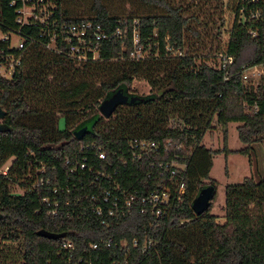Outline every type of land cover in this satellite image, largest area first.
I'll use <instances>...</instances> for the list:
<instances>
[{
    "label": "trees",
    "instance_id": "16d2710c",
    "mask_svg": "<svg viewBox=\"0 0 264 264\" xmlns=\"http://www.w3.org/2000/svg\"><path fill=\"white\" fill-rule=\"evenodd\" d=\"M11 1L0 0L2 35L19 27ZM54 2L56 19L97 23L106 39L99 60L81 65L45 49L46 40L38 38L40 25L22 28L21 36L34 40L23 51L10 50L8 41H0V63L3 56L19 59L10 79L0 75V107L6 112L0 122V168L11 160L6 174L0 173V264H264V177L225 187L223 223L210 213L211 205L199 216L191 209L202 188L215 192L209 174L219 151L201 142L214 121L223 129L238 124V139L247 147L237 153L249 155L250 146L264 139V0H227L234 19L223 47L219 38L224 0ZM254 12L258 19H251ZM215 25L218 42L212 48L207 40ZM133 34L147 53L144 60L130 59ZM176 51L180 56L173 55ZM223 53L232 58L224 69L219 58ZM210 58L218 64L208 65ZM254 67L262 69L256 85L242 79L244 71ZM135 81L146 82L149 93H129ZM118 89L137 100L119 105L105 119L98 107ZM60 117L64 130L58 127ZM84 127L86 132L77 139L74 132ZM133 139L170 140L189 154L185 191L169 216L154 224L149 215H134L103 227L93 216L47 215L45 197L72 206L96 194L90 187L93 174L71 175L66 161L87 158L97 166L98 148L117 168L112 181L141 193L151 190L150 181L145 184L149 169L144 162L122 166L114 156L125 152ZM12 185L23 194H13ZM41 230L63 238L40 237ZM109 238L117 245L86 250ZM62 241L75 245L71 261L58 254ZM145 241L154 246L142 253ZM80 257L83 262L77 263Z\"/></svg>",
    "mask_w": 264,
    "mask_h": 264
},
{
    "label": "built area",
    "instance_id": "2783aa9c",
    "mask_svg": "<svg viewBox=\"0 0 264 264\" xmlns=\"http://www.w3.org/2000/svg\"><path fill=\"white\" fill-rule=\"evenodd\" d=\"M11 7H16V24L19 26L15 32L3 35L0 41H8L9 49L23 51L26 44L34 43L33 39H24L21 36L22 28L25 26L40 25L39 39H45L44 48L57 54H65L75 64L81 65L87 62L99 60V47L101 42L106 39V34L102 27L90 21L77 23L61 22L54 17L57 5L54 0H12ZM259 13L254 12L251 19H258ZM18 38L17 45H12L11 36ZM116 37L120 36L119 31ZM254 37L255 33H251ZM3 55V52L1 53ZM179 55V51L173 53ZM130 59L141 61L147 58V53L143 50L137 37L133 34V49ZM220 67L226 68L232 63V58L223 54ZM19 65V59L11 55L3 56L0 63V75L10 79ZM244 82L248 76L242 74ZM185 148L182 144L174 143L170 140L163 143L154 141L133 139L129 142L125 152L119 150L116 161L119 165L126 166L128 163L144 162L148 166L145 174V184L152 185V189L146 192H138L137 189H126L116 181H112L118 175L117 168L108 159V155L101 148L95 152L98 165H94L87 158L81 161H66L71 165L69 173L72 175L77 171H87L94 176L90 187L96 188V194L92 195L89 202H70L54 201L45 197L42 203L49 208L47 215L51 217H65L70 219L74 216L97 218L100 225L108 226L112 221L132 217L134 215H149L154 220V224L169 216L174 207L181 201L185 191V176L188 166V153H184ZM9 167V166H8ZM8 169V168H7ZM6 174V171L2 173ZM103 182V183H102ZM43 184V183H42ZM41 184V185H42ZM105 184H107L105 186ZM56 189L53 190L55 194ZM114 244L113 239L102 240L98 244H90L87 251H95L99 248L108 249ZM121 246H126L125 241L120 242ZM139 243L133 240L132 247L137 248ZM154 246L152 241H145L141 245V252L145 253ZM75 245L71 241H62L59 256L63 255L71 261L75 253ZM83 262V258L77 259V263Z\"/></svg>",
    "mask_w": 264,
    "mask_h": 264
},
{
    "label": "rangeland",
    "instance_id": "374dc122",
    "mask_svg": "<svg viewBox=\"0 0 264 264\" xmlns=\"http://www.w3.org/2000/svg\"><path fill=\"white\" fill-rule=\"evenodd\" d=\"M224 8L222 9V21L223 27L221 28L219 44L221 47L225 45L228 39V32L232 26L234 19V13L227 9V0H224ZM219 15H215L213 19H218ZM214 22V21H213ZM216 25L219 22L215 23ZM214 26L211 37L208 38L207 42L209 45L215 47L218 40L214 39L216 32ZM0 33V39L2 38ZM12 45H17L18 38L11 36ZM217 59L210 58L207 64L214 66L218 64ZM262 73L261 67L249 68L244 71V75L248 76L247 82H252L256 85L259 82L260 75ZM150 91V87L144 81H135L131 86V92L135 95H147ZM125 92V91H124ZM127 94V92H125ZM1 122V121H0ZM213 128L208 130L203 138L202 145L206 148L219 151L218 154L213 156L212 169L209 177L215 181V195L211 201L210 213L217 216V222H224V213L220 211V207L224 205L225 201V187L228 185L241 184L246 178H251L254 181H259L264 177V139L262 142L254 143L250 146L249 155L236 153V151L244 150L247 146L242 144L236 132L237 123H230L225 129L221 128L214 121L212 124ZM58 127L60 130H64L65 121L63 117L59 118ZM226 133H225V132ZM223 149H226L224 151ZM9 160L3 167L0 168V173L7 172V168L10 165ZM23 191L19 186L12 185L11 192L16 195L23 194ZM16 246V245H14ZM18 247V246H17ZM16 258V256H14Z\"/></svg>",
    "mask_w": 264,
    "mask_h": 264
},
{
    "label": "water",
    "instance_id": "95a60500",
    "mask_svg": "<svg viewBox=\"0 0 264 264\" xmlns=\"http://www.w3.org/2000/svg\"><path fill=\"white\" fill-rule=\"evenodd\" d=\"M137 100L136 97L129 96L125 94L123 89H118L114 92L111 96L105 99L98 107L99 114L105 118H110L115 109L125 103L133 104ZM6 112L0 107V121L5 117ZM87 128L84 127L78 131L74 132V136L77 139H80L84 132H86ZM215 192L213 188L207 186L202 188L198 194L196 195L195 199L192 202L191 209L196 216L203 214L209 207L210 203L213 200ZM40 237L50 239V240H58L63 238V234H51L46 231L41 230L38 232Z\"/></svg>",
    "mask_w": 264,
    "mask_h": 264
},
{
    "label": "crops",
    "instance_id": "0c3cea01",
    "mask_svg": "<svg viewBox=\"0 0 264 264\" xmlns=\"http://www.w3.org/2000/svg\"><path fill=\"white\" fill-rule=\"evenodd\" d=\"M238 127V126H237ZM237 127H236V129H237ZM237 132V131H236ZM223 150H225L226 151V149H223ZM241 151V150H240ZM238 151H236V153H237Z\"/></svg>",
    "mask_w": 264,
    "mask_h": 264
}]
</instances>
